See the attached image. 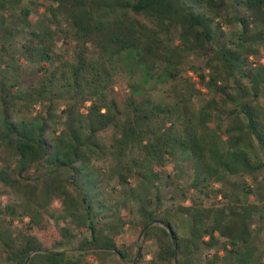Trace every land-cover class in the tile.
I'll use <instances>...</instances> for the list:
<instances>
[{
  "label": "trees",
  "instance_id": "trees-1",
  "mask_svg": "<svg viewBox=\"0 0 264 264\" xmlns=\"http://www.w3.org/2000/svg\"><path fill=\"white\" fill-rule=\"evenodd\" d=\"M0 13L7 264L34 250L28 264H145L152 246V264L211 249L208 264H264V62L251 59L264 0H0ZM234 179L244 200H214ZM128 226L133 257L117 240Z\"/></svg>",
  "mask_w": 264,
  "mask_h": 264
},
{
  "label": "rangeland",
  "instance_id": "rangeland-1",
  "mask_svg": "<svg viewBox=\"0 0 264 264\" xmlns=\"http://www.w3.org/2000/svg\"><path fill=\"white\" fill-rule=\"evenodd\" d=\"M26 1L27 0H24V3H26ZM41 11H43L42 8L40 9V12ZM0 18H1V13H0ZM225 30L228 32V34H230L231 28H229L227 25L225 26ZM10 39H12V38H10ZM61 40H60L61 46L63 48L64 47H68L65 44H63V41H61ZM191 58L193 59L194 57H191ZM251 59L254 62H256V61L264 62V49L262 50V52H261V54L259 56H254V57L252 56ZM20 60H22V61L25 62V59H24L23 56L20 57ZM37 80H38V75L34 74L33 72L31 73L29 71V69H28L27 70V73H26V83H29L31 81L32 82H34V81L36 82ZM190 162H191L190 160H184V159L182 160V170L184 171V173L182 174L180 180L176 181V184L166 187L168 193H171V192L174 191V196L175 197L176 196L181 197L180 196V193L178 192V187H181L182 188L181 185L186 182V178H189L190 179V177H191V169H190V164L191 163ZM177 163H179V161L175 159L172 162V164L170 165L169 168L172 169V170L175 169L177 167ZM247 180H250V179H247ZM233 181H236V179L232 180L231 182H229L227 184L226 194H225L226 197H223V194H219L218 196H214L213 199L214 200H217V201H225V202H227L229 200H232L233 197L239 196L242 200H244V198H245L244 195L245 194L243 193V191L241 190V188H239V186H238V183L240 185L241 184V181L237 180L238 183H234ZM177 183H180V185L177 184ZM217 186H219V185H217ZM0 189H2V186L1 185H0ZM3 197H5V199H6L7 202L9 200V195L7 193H3V194H1V197H0V203L1 204H3V200H2ZM249 198L251 200H254L253 195H251ZM185 202L187 203L188 201H185ZM168 203L170 204L172 202L171 201H168ZM55 205H56V207H59V202H56ZM26 218L29 219V217H25V220H26ZM261 220L262 221L259 220L260 222L258 221L260 223L259 225H262L263 226L262 235H261V241H260L261 242L260 243V251L263 254V259L262 260L264 261V219H261ZM20 222H21L20 220H16L15 221V224H19ZM184 229H185V227L182 228V231ZM138 236H139V228L133 227V226L132 227L128 226L126 228L125 232L121 236H118L117 237V240L119 242V245L121 247L125 248L129 252V255L131 257H133L135 255V253L137 252V250H138L137 249V245H136V240L138 239ZM74 248H77V243H75L74 246H70L69 247V250H72ZM153 249H154V246H152L150 248V250L147 252V255H146V260L147 261L145 262V264H152L150 262V260L152 258V251H153ZM139 251H140V249H139ZM214 251H215V249L206 250L204 252V255H203L204 258H203V261H202L201 264H208L207 257L209 256L208 258L209 259H212V253H214ZM223 252H224L223 249H221L219 251L220 254H223ZM205 256H207V257H205ZM89 258H92V256L89 257ZM130 259L132 260V258H130ZM135 259H136V257L134 258V260ZM108 261H109L108 264H111V263L112 264H119L120 258L116 254V255L109 256V260ZM228 261H229V263H228ZM0 264H7L6 263V258L4 257L1 248H0ZM219 264H239V263H237V260H233L231 258L224 257V259L221 260L219 262Z\"/></svg>",
  "mask_w": 264,
  "mask_h": 264
},
{
  "label": "water",
  "instance_id": "water-1",
  "mask_svg": "<svg viewBox=\"0 0 264 264\" xmlns=\"http://www.w3.org/2000/svg\"><path fill=\"white\" fill-rule=\"evenodd\" d=\"M147 227H148V226H147ZM170 233H171L172 238H173V241H174V243H175L174 232H173L171 229H170ZM37 251H39V250H34L33 252H31V254L28 256V258H27L25 264H28L31 255H32L34 252H37ZM176 251H177V247H176ZM135 261H136V259L134 260V263H135ZM176 262H177V253H176Z\"/></svg>",
  "mask_w": 264,
  "mask_h": 264
},
{
  "label": "built area",
  "instance_id": "built-area-1",
  "mask_svg": "<svg viewBox=\"0 0 264 264\" xmlns=\"http://www.w3.org/2000/svg\"><path fill=\"white\" fill-rule=\"evenodd\" d=\"M2 200H3V203H5V201H6L5 197H3ZM26 220H28V218H26Z\"/></svg>",
  "mask_w": 264,
  "mask_h": 264
}]
</instances>
